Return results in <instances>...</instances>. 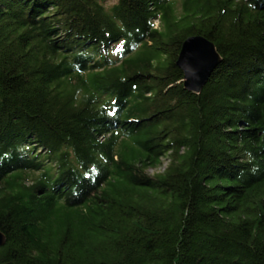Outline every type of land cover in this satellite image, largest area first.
<instances>
[{"label":"trees","instance_id":"16d2710c","mask_svg":"<svg viewBox=\"0 0 264 264\" xmlns=\"http://www.w3.org/2000/svg\"><path fill=\"white\" fill-rule=\"evenodd\" d=\"M0 230V264H264V0H0Z\"/></svg>","mask_w":264,"mask_h":264},{"label":"water","instance_id":"95a60500","mask_svg":"<svg viewBox=\"0 0 264 264\" xmlns=\"http://www.w3.org/2000/svg\"><path fill=\"white\" fill-rule=\"evenodd\" d=\"M221 61L215 43L203 35H191L182 44L177 65L183 70L186 89L200 92ZM7 236L0 230V245Z\"/></svg>","mask_w":264,"mask_h":264},{"label":"built area","instance_id":"2783aa9c","mask_svg":"<svg viewBox=\"0 0 264 264\" xmlns=\"http://www.w3.org/2000/svg\"><path fill=\"white\" fill-rule=\"evenodd\" d=\"M165 165H166V161L162 165H160L159 167H157V168H151L150 171L153 172L155 170L164 169Z\"/></svg>","mask_w":264,"mask_h":264},{"label":"rangeland","instance_id":"374dc122","mask_svg":"<svg viewBox=\"0 0 264 264\" xmlns=\"http://www.w3.org/2000/svg\"><path fill=\"white\" fill-rule=\"evenodd\" d=\"M158 23V21H156V24Z\"/></svg>","mask_w":264,"mask_h":264}]
</instances>
